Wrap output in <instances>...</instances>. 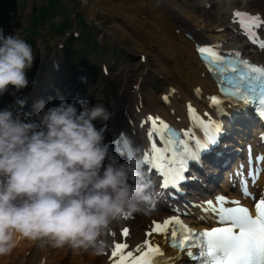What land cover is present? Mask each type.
<instances>
[{"label":"clouds","instance_id":"clouds-1","mask_svg":"<svg viewBox=\"0 0 264 264\" xmlns=\"http://www.w3.org/2000/svg\"><path fill=\"white\" fill-rule=\"evenodd\" d=\"M35 58L19 30L0 28V98L14 100L0 107V257L24 239L98 256L125 219L154 210L151 184L130 138L118 151L106 140L102 102L58 94L24 111Z\"/></svg>","mask_w":264,"mask_h":264},{"label":"snow or ice","instance_id":"snow-or-ice-1","mask_svg":"<svg viewBox=\"0 0 264 264\" xmlns=\"http://www.w3.org/2000/svg\"><path fill=\"white\" fill-rule=\"evenodd\" d=\"M233 19L252 44L264 49V38L258 31L264 28V17L235 10ZM197 51L208 60L211 70L219 77L220 90L226 97H236L245 103L258 98L259 115L264 117V66L252 65L240 59L238 54L223 56L217 46H198ZM210 102L217 105L220 100L212 96ZM188 111L193 126L204 132L203 140L197 137L192 127L181 132L170 128L158 117L149 115L146 118L151 122L148 137L151 139L154 135L158 136L163 147H157L153 140L151 159L147 154L144 159L165 177V187L184 180L189 160H198L202 150L217 143L219 126L211 120L206 123L190 105ZM190 141L194 142L195 150L190 147ZM256 160L264 161V155L257 156ZM242 169L243 166L236 175L241 178L240 187L244 196L248 197L252 195L248 190V178L255 183L261 169L250 168L248 178H245ZM197 207L203 212H211L219 226L198 231L173 216L163 222H153L155 226L146 235L166 233L174 248L186 250V255L198 264H264V196L255 203L254 215L239 200H228L222 195L215 197V201L208 200ZM123 235H128L127 229H124ZM162 256L161 249L148 240L132 250H129L127 243L117 242L111 251V264H160L158 257Z\"/></svg>","mask_w":264,"mask_h":264},{"label":"bare ground","instance_id":"bare-ground-1","mask_svg":"<svg viewBox=\"0 0 264 264\" xmlns=\"http://www.w3.org/2000/svg\"><path fill=\"white\" fill-rule=\"evenodd\" d=\"M94 2V7L112 11L115 18L113 27L117 28L125 36H131L128 32L133 35V37L131 36L133 39L130 44L134 48H145L143 43L147 42V37L144 33L137 31L136 23H133L130 19V13L125 12L128 10L127 8L139 11L142 6H151L154 9L159 10L164 15L163 21L165 23V27L161 29L158 25V29L162 30V37L168 42L167 46L169 54L172 57H178V59L175 63H168L160 58L159 62L161 70L165 73H170L167 75L168 78L173 76L176 80H178L179 85L177 86L176 82L167 85L168 87H166L163 92H168L169 88L170 90H173L169 91L170 95L167 96V99H161L156 93H153L149 99L148 105L142 108L143 111L152 109L153 111L160 113L163 110L170 112L173 108L174 117H177L180 114L182 105L187 101L194 100L193 95L198 98L201 105H204L207 102L206 94L214 92L213 84L209 76L201 67L202 64L196 57L192 41L186 38L184 33L189 32L194 39H215L219 36V33L213 31V29L217 26L218 19L210 23L205 22L203 19H195L196 14L191 12L179 0H114L115 7L105 4L97 5V0H94ZM250 5L252 4L250 3ZM117 6L124 7L121 11H118ZM231 9L232 6L230 5V1H224L219 11L224 13L227 17ZM103 13L105 14V12ZM106 14L108 15V13ZM156 16L157 15H154V17ZM151 19L152 16L148 15L145 25L155 24V22L151 21ZM174 28H178L177 34L174 33ZM183 71L192 75V79L185 81ZM167 103H169V106ZM192 103L193 102H191V104ZM137 234L138 232L136 228L133 234L134 241L137 240ZM32 243L33 241L29 240L30 246ZM22 249L27 248L17 245L9 255L0 257V264H38L32 256L24 257V263L17 262L16 260L20 250ZM102 263H104V261L101 257L91 256L82 251L77 252V255H75V257L68 262V264ZM59 264L64 263L60 262Z\"/></svg>","mask_w":264,"mask_h":264},{"label":"rangeland","instance_id":"rangeland-1","mask_svg":"<svg viewBox=\"0 0 264 264\" xmlns=\"http://www.w3.org/2000/svg\"><path fill=\"white\" fill-rule=\"evenodd\" d=\"M47 1L48 0H26L25 6L27 9H25V12H24L25 19H21L19 21L20 25L18 27H16L12 33H14L16 30H19L22 36L24 33V35L27 38L33 39L36 37V33H30L29 29L36 28L37 30H43L44 28H46V26H48L49 22H43V20L38 21L39 24L37 23V26H36V25H34L35 20L32 19L31 16H32V14L36 13V10H35L36 8H35L34 4L36 5V7L39 8L41 6H45ZM51 1L53 3H56V4L59 3V11L53 13V14H57V16H55L53 19L55 23H60V24L66 25L70 29L75 28L79 31L81 26H79V24L77 22V15H79V17L81 19H84L92 29L95 28V26H94V22L96 23L95 19L102 20V19H105V17H106L108 19V21L101 22V23H102V25L105 26V29H108L110 31L112 38L114 39V37H117L116 38L117 40L120 39L121 41H123L125 43L124 44L125 48L131 49L132 46L130 43H132L131 40L133 38H131V36L133 37V35L130 32H128L131 36H125L117 28L113 27L114 26L113 25V18L110 16V14L108 12H105V14H104L103 13L104 11L102 12L101 9H97L96 11L91 12V8L89 6L91 0H86V1L85 0H51ZM3 4H4V8L7 9L8 3L5 2V0H3ZM62 7H63V9H61ZM29 10H31V12ZM196 11H198V9H196ZM106 13H108V15ZM130 15H131V13H130ZM29 18H31V20ZM199 18H202L204 20L209 21L210 19H212L214 17L204 13V14H201L199 16ZM40 22H42V24ZM7 24H8V34H9L10 33V26H11L9 23V20H7ZM116 39H115V41H117ZM132 48H134V47H132ZM83 51H84V49H83ZM131 59H132V56L129 55V56H127V59L125 60V62H129ZM150 60L156 61V57L151 56L149 61ZM131 64H134V61H132ZM128 65H129V63H128Z\"/></svg>","mask_w":264,"mask_h":264}]
</instances>
